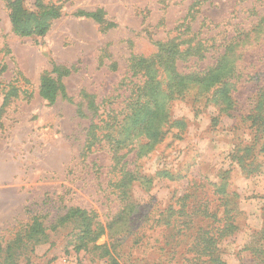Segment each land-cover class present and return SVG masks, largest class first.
Instances as JSON below:
<instances>
[{"label":"rangeland","instance_id":"1","mask_svg":"<svg viewBox=\"0 0 264 264\" xmlns=\"http://www.w3.org/2000/svg\"><path fill=\"white\" fill-rule=\"evenodd\" d=\"M9 1L0 0V264H264V0H22L30 13H60L29 37L15 31ZM199 42L204 59L192 54ZM176 45L169 64L186 74L226 54L225 101L214 88L165 96L182 89L163 65ZM45 78L63 86L52 100ZM156 108L166 113L148 129ZM105 111L123 120L106 126Z\"/></svg>","mask_w":264,"mask_h":264},{"label":"trees","instance_id":"2","mask_svg":"<svg viewBox=\"0 0 264 264\" xmlns=\"http://www.w3.org/2000/svg\"><path fill=\"white\" fill-rule=\"evenodd\" d=\"M9 2L11 7V19H12L13 27L15 31L21 36L29 37L33 35L36 36L46 35L49 31L51 20L56 19L60 16L59 11H57L55 8H43V10L37 13H30L24 8L22 0H14V1L10 0ZM83 14L87 17H91L97 21H100V16L98 14L95 13L94 14L83 13ZM198 45L199 46H197V48L194 50L195 53L192 54H194L195 56L198 55L200 56L199 58L204 59L206 57V55L203 52L205 50L204 48L205 46L201 42H199ZM179 47H180L179 45H176L167 52V54L165 55L166 58L165 60H163L165 62L163 63V65H165V68L170 69L169 73L171 74L172 77H175V81L182 86V89L178 88L179 89L178 90L175 88L169 93V95L165 93V96L168 97L170 101H176L178 99H182L180 97H183V96H178V94L180 95L184 91L195 89L196 90L195 97L197 99H200L201 97L206 95L205 92L209 93L210 90L214 88L213 93H215L214 95L215 97H218L226 93L225 96L223 97L225 101L227 99V96H230V94H227L229 92V90L227 91V89H229V85L227 82L228 78L224 81L225 79L224 77L227 76H222L223 67L225 65L226 54L219 55V57L216 59L215 64L205 69H200L198 71L190 72L186 74L177 71L174 66H171L169 64L170 63L169 61H171L173 57L178 55ZM188 51L191 52L192 50L189 49ZM205 51L207 52V49ZM139 60L140 61L138 68L140 69V71H144L142 72V75L144 77H146V73L148 75H151L152 73L150 72V70L148 71V68L145 65L147 59L141 58ZM236 63H237V57L232 62H230V68L234 69V67H237ZM145 84L148 85L149 81L147 80L144 83V85ZM56 88L63 89V86L56 85L54 81L50 78H45L44 84L42 86V95L46 99L52 100L54 99L53 96L55 94ZM234 90L235 89H233L232 91ZM260 108H261L260 115L264 117V98L260 103ZM91 112L94 115H97L98 109L96 110L94 108ZM165 113H166L165 111L160 112L158 108H156V110L151 113L152 122H150L151 123L150 125H147V128L148 129H150V127L152 128V126L154 125V120H157L158 118L161 120L162 117L165 115ZM103 114L106 116V118H104L103 120V123H105L106 126L114 127L115 125L119 124L118 122L123 120L121 119L120 114L116 112H112L111 114H109V111L108 112L105 111L103 112ZM156 134L157 131L154 129V131L152 132V136L154 137ZM105 138L107 140L109 139L108 140L109 142H113L114 145H118L121 142V141L114 142L115 136H113L112 133H107L105 135ZM97 141H98V136L93 134L92 141L90 140L89 150L94 147V143H97ZM114 152L116 153L117 151L114 150ZM129 179L131 180L132 178ZM223 191H224V187L220 188L219 192L223 193ZM72 210L74 212L73 215H79L81 212H83L82 210L75 208H72L71 211ZM128 214H130V212ZM123 215H126L125 209ZM226 226H227V230L225 229V231H222V233L230 231L231 229L234 228V226L230 222H227ZM201 242L205 250L204 253H210L212 251L211 249L214 244L213 239H208L207 236H205V238L201 240ZM208 257L210 264H224L219 259V257L217 258H214L212 256H208Z\"/></svg>","mask_w":264,"mask_h":264}]
</instances>
